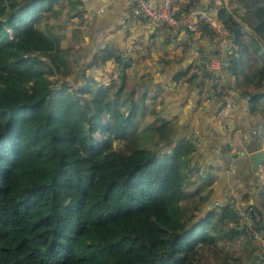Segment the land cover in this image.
Returning a JSON list of instances; mask_svg holds the SVG:
<instances>
[{
    "label": "trees",
    "instance_id": "trees-1",
    "mask_svg": "<svg viewBox=\"0 0 264 264\" xmlns=\"http://www.w3.org/2000/svg\"><path fill=\"white\" fill-rule=\"evenodd\" d=\"M78 1L0 0V264H194L200 246L239 237L251 245L249 257L232 264H262L252 237L234 225L233 203L205 206L213 175L200 176L195 146L173 139L157 107L147 120L146 101L158 92L127 85L128 61L117 49L77 64L78 85L66 80L70 56L78 63L81 55L56 31L82 13ZM228 7L254 33L218 6L231 33L226 70L264 131V46L256 35L264 39V0ZM47 12L50 22L42 20ZM197 30L215 39L206 23ZM108 59L121 67L117 80L86 72ZM211 86L216 97L226 92ZM260 197L253 211L264 232V183Z\"/></svg>",
    "mask_w": 264,
    "mask_h": 264
},
{
    "label": "crops",
    "instance_id": "crops-1",
    "mask_svg": "<svg viewBox=\"0 0 264 264\" xmlns=\"http://www.w3.org/2000/svg\"><path fill=\"white\" fill-rule=\"evenodd\" d=\"M125 1H78L82 13L96 9L103 12L89 26L83 24L82 13L69 18L68 35L78 36V44L74 46L79 48L76 52L81 58L77 64L87 63L103 47L117 49L123 61H128L124 69L127 85L144 83L149 94L158 92L155 98L147 99L146 105L158 108L172 127L174 140L192 142L195 146L192 163L199 170L207 169V175H213V181L205 183L210 189L206 206L229 202L227 197L232 196L244 207H259L264 165L252 170L248 155L264 149V131L260 124L263 118L250 110L248 97L235 90V77L227 70L224 81L218 84L226 86V92L220 97L214 95L213 84L201 75L198 60H209L215 55V39L182 27L176 33H171L168 27L148 29L142 19H132L130 27L123 29L119 21L125 13ZM148 1L154 6L162 2ZM195 1L200 5L226 7V0ZM120 69L114 59H108L99 65L93 63V68L85 70L107 84L117 80V75L122 73ZM180 71L186 73L175 78ZM146 116H149L147 120L154 118L153 114ZM211 166L215 171L209 170ZM196 182L202 184L200 179Z\"/></svg>",
    "mask_w": 264,
    "mask_h": 264
},
{
    "label": "built area",
    "instance_id": "built-area-1",
    "mask_svg": "<svg viewBox=\"0 0 264 264\" xmlns=\"http://www.w3.org/2000/svg\"><path fill=\"white\" fill-rule=\"evenodd\" d=\"M217 9V4L200 5L195 0H162L156 6L148 0H126L125 13L119 24L123 29H128L132 19H142L145 20L148 29L168 27L171 33H176L179 27L198 31L199 22L206 23L215 34L216 52L205 62L199 58L198 69L208 82L220 83L224 81L231 33L222 20L217 17ZM102 12V9L83 12L81 16L83 24L86 26L93 24L102 15ZM227 199L233 203L237 214V221L234 225L237 228H244L260 247L261 253L258 255V260L264 263V232L255 224L258 218L256 212L251 206H242L232 196H228Z\"/></svg>",
    "mask_w": 264,
    "mask_h": 264
},
{
    "label": "rangeland",
    "instance_id": "rangeland-1",
    "mask_svg": "<svg viewBox=\"0 0 264 264\" xmlns=\"http://www.w3.org/2000/svg\"><path fill=\"white\" fill-rule=\"evenodd\" d=\"M51 19H53V18H51L49 16V12L45 13L43 15V18H42V20L45 22H50ZM69 21H70L69 19L65 20V22L63 23V27H60L58 29V31H56L57 32L56 35H58V37H60V35L64 34L63 36H61L62 46H65V45L68 46L70 44L71 45L72 44H74V45L78 44V43H74L75 41L72 40V36H73L72 33L70 36L68 35L69 34L68 32L71 30V29H69L67 31ZM73 48H76V47L74 46ZM70 57L71 58L69 59V64H70V66H72L71 68H73V70H72V74L69 75L66 78V80H68V82L72 85H78L80 82H82L81 79H77V77H78L77 74H78L79 68H77V63H75L72 56H70ZM213 84L217 85L219 83H213ZM149 109H150V107L148 105H146L143 109V112L146 113L147 115H149L150 114ZM147 118H149V116H147ZM209 170L215 171V168L213 166H211ZM206 171H208V170L207 169L205 170V168L202 170V168H200L199 173L205 178L207 175ZM199 173L197 172V174H199ZM183 204L185 206H187L188 208L191 207V203H189L187 201L183 202ZM206 205L207 204H205V206ZM205 206H204V208L202 207L203 209L201 211V214L206 212ZM199 213L200 212H198V214ZM246 240L247 239H245V237H239V238L227 239V240H217L213 244L200 246L193 256L194 264H232L234 262L233 261L234 258L247 259L249 257L247 253H248V251L250 252L251 245L248 244L246 242ZM253 243L255 244V250L254 251L257 255H259L261 253L260 247L254 241H253ZM258 262L264 264L263 262H260L259 260H258Z\"/></svg>",
    "mask_w": 264,
    "mask_h": 264
},
{
    "label": "water",
    "instance_id": "water-1",
    "mask_svg": "<svg viewBox=\"0 0 264 264\" xmlns=\"http://www.w3.org/2000/svg\"><path fill=\"white\" fill-rule=\"evenodd\" d=\"M228 3L229 0H226V7L228 8ZM229 12L232 14L233 18L242 26L246 27L250 32L254 33V30L252 28H250L246 22H244L242 19H240L239 17H237L229 8H228ZM257 37L261 40L262 45L264 46V39L256 34ZM248 160L251 164V169L252 170H257L258 167L263 166L264 165V149H259V150H255L252 151L249 155H248Z\"/></svg>",
    "mask_w": 264,
    "mask_h": 264
}]
</instances>
